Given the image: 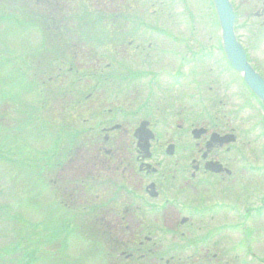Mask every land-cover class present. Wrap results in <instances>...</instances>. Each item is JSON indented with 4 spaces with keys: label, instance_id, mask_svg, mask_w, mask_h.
Returning <instances> with one entry per match:
<instances>
[{
    "label": "flooded vegetation",
    "instance_id": "flooded-vegetation-1",
    "mask_svg": "<svg viewBox=\"0 0 264 264\" xmlns=\"http://www.w3.org/2000/svg\"><path fill=\"white\" fill-rule=\"evenodd\" d=\"M248 6V10L254 9L246 15L248 20L254 19V23L247 24L248 29L251 26L258 27L257 23L264 29V0H248ZM212 46L207 56L202 57L206 58L208 72H200L203 68H199L202 70L193 72L190 80L186 77V82L180 73L179 84L175 86L169 73L165 88H159V80L148 83L151 101H154L156 109L158 102L162 100L166 102L164 119L167 127L166 141L167 145H175L174 155L165 169L153 171L149 165H154V155L147 163L142 162L139 152H135L139 171L144 170L145 176L133 186L135 193L139 194L140 190L147 188L148 183H154L155 187L151 188V192L157 194L153 199L159 198L160 201L166 197H171L170 199L174 201H185L190 196L196 200L197 197V201L201 200L202 203L199 211H206L208 214L199 218L195 216L197 223L188 217V221L181 223L180 228L173 225L172 220L160 228L164 231L153 229L145 233L141 229V222L136 223L133 220V225L129 226V229L136 231L131 235L132 238L137 240L148 238L154 245H157L155 240L167 237L171 239L189 237L190 246L193 248V253L190 254L192 264H264V118L260 125L243 118L238 121L235 103L247 107L246 111L264 108L246 87L241 74L231 67L221 45L212 43ZM247 50L251 61L255 63L248 46ZM201 62L204 63V60ZM262 74L264 76V72ZM146 75L141 73L137 79H142ZM143 90L142 85L136 89L138 106L142 102ZM262 112L264 113V110ZM238 133L242 135L238 136ZM255 158L261 161L260 169L252 163L251 159ZM156 164L161 165L159 162ZM238 164H247L249 167H238ZM189 166L192 169L191 177L192 175L194 177L191 181L188 177ZM211 169L222 172L214 173ZM109 177L105 176L106 183L100 188L103 193L112 194L116 184H110ZM238 182H241V187H246L239 188L241 192L246 191L251 197L260 195L257 199L247 202L249 210L242 225H239V217L236 214V205L240 201L234 199L237 186L240 184ZM82 186L85 189L89 184ZM163 201H169V198ZM176 212L174 210L166 212L163 222L166 218L175 216L179 219L181 212L180 210ZM255 213H259V216H255ZM102 214V210L96 211L97 221L103 220ZM196 224L199 226L196 230L200 233L195 241L193 231ZM167 225L170 231H166ZM182 227L189 229L184 231ZM256 236L263 239L260 257L252 250V240ZM199 241L201 245L198 244ZM239 243L244 244L238 250ZM165 264L191 263L183 261L180 257L175 259V255H172Z\"/></svg>",
    "mask_w": 264,
    "mask_h": 264
},
{
    "label": "rangeland",
    "instance_id": "rangeland-1",
    "mask_svg": "<svg viewBox=\"0 0 264 264\" xmlns=\"http://www.w3.org/2000/svg\"><path fill=\"white\" fill-rule=\"evenodd\" d=\"M25 1V0H24ZM34 1V0H31ZM74 0V4H75ZM241 2L242 8L244 7L245 12L248 11L249 6L248 4V0H239ZM190 4L193 5L194 8H200L202 6L203 3H205V7L208 6V3L206 0H189ZM237 2V1H236ZM31 4V3H30ZM72 4V5H74ZM246 4V5H245ZM71 5V6H72ZM150 6V8H146V6L144 7V9H146V11L143 12L142 17L143 19H148L151 20V17H148L149 15V11L148 10H153L154 6L152 5V1L148 0V4ZM245 5V6H244ZM114 7H117V3L114 2ZM75 7V5H74ZM157 9V19H153L151 20L149 23L154 24V22L157 23V26L161 27L165 25V21L167 22V24H170V27L174 30L179 29V24L180 21L179 20H185L188 19V10L185 11V14L180 16L177 15L176 18H179V20H177L174 24L173 21H170L171 19H169V12L170 9L166 10V6H161L160 4H157L155 6ZM108 8H113V7H108ZM254 9H249V12L253 11ZM205 14V10L204 13H201V18L202 20L198 23V33H197V41H200L203 45H206L207 43H219V30L217 29V26H212L213 23V17L211 14H207L205 15V17H203ZM240 19H239V24H238V33L240 35V37L242 38L243 42L249 47V51H250V55L252 57V59L254 60V62L256 63V66H258V68L264 72V29H260V27H256V26H251L247 27V24H249V22H253L254 23V19L253 18H249V20L246 18V14H244L242 11H240ZM18 15V13H17ZM151 16V15H150ZM190 22L193 21H185V24L188 25V28H190ZM0 24H4V23H0ZM15 24V25H14ZM14 24L11 22V33H8V38H7V44L8 47L12 50L8 51L7 53H2L0 54V59H3L6 61L5 66H3L2 71H0V77L3 79V83H0V91H4L7 90L6 92L8 93L9 96H12V94L14 93H24L26 92L25 89H23V84L26 85L27 82H35L36 79H33V73H31L30 75L32 76L31 78L27 77V74L25 76H23L22 71L25 70L26 72L28 71V66L25 65V63L21 60V57H24L28 59L33 58L32 56H30L31 54V50L33 49H38L39 46H41V40L43 38V34L41 30H33V28H27L26 26L20 24L19 22H17V20L14 21ZM260 24V23H259ZM6 26V24H4V27ZM3 25H0V28H2ZM3 27V28H4ZM185 29V27L183 28ZM183 29L180 30V32L183 31ZM260 29V30H259ZM257 32V34H256ZM185 36V32L182 33ZM187 36L190 38V32L189 29L187 31ZM67 40H62L60 43H65ZM162 40H160L158 43H161ZM193 43V42H191ZM71 47V52H70V56L71 57H75V61L74 63L78 64L79 66H83V68H85V63H84V59H86L85 57V47L86 46H81L79 50H77V48L74 46L72 48V45H70ZM112 50V48H111ZM75 51V54H74ZM75 55V56H74ZM13 60V62H12ZM91 60V59H89ZM17 62L15 65L13 63ZM90 62V61H89ZM3 64V62L1 63V65ZM0 65V66H1ZM206 69H208V66L204 65ZM66 67V66H64ZM63 67V68H64ZM21 68V69H20ZM88 70V69H87ZM24 73V72H23ZM25 74V73H24ZM31 80V81H30ZM118 85V82L117 84ZM32 88L34 89L33 92H26V96L23 98L24 101H28L30 100V96H31V100L35 101V98L38 96V91L37 88L35 87L34 84L31 83ZM47 87V86H46ZM59 87V86H58ZM11 88L13 89V92L11 90ZM15 89V90H14ZM110 91V89L108 90V92ZM107 92V93H108ZM102 94L100 93V95H97L95 97H93L94 99H96L95 101V105L92 108V113H91V119L94 121H98V127L101 128V125L104 124V121L106 120H111L114 117H111L109 114V109L112 107V105L105 103L103 106L101 104L102 101ZM93 99V100H94ZM2 103L5 105V101L3 100ZM56 107V108H55ZM48 114H47V119L49 120L50 123H52V128H51V133H49L51 136L56 132L58 133L59 125L60 124H56L54 123H60L62 122L65 118L66 121L68 120H72V118L74 117V113L66 110L63 111L62 108H57V106H53L50 103V107ZM17 109H20L19 107H17ZM15 109L13 110L14 113ZM42 113V112H41ZM15 114V113H14ZM14 120L17 119L20 121V118H13ZM9 120V119H8ZM8 120H5V123L8 124ZM100 124V122H102ZM43 122H45L44 119H41L40 125L43 126ZM62 126V125H61ZM1 127V126H0ZM49 129V128H47ZM47 129L43 126V128L39 129L42 130V132L44 133V131L47 134ZM163 129V128H162ZM12 131V127H10V134ZM66 129L63 131V133H61V135L63 134V136L67 135L66 134ZM43 133H39V135H43L41 136V138L37 139L36 136H27L24 139V142L26 144H28V147L25 149H21V147H19L23 152H17V154L20 156L18 159H24L26 161L27 164L29 165H33L35 163H37L38 161H44L43 164H45L50 157L54 156V148L57 146L56 142L53 141V137H47L45 134ZM68 133V132H67ZM127 137V136H126ZM261 137V136H260ZM20 141H22V138L18 141V143H20ZM129 143H130V139H129ZM161 144H163V142L161 141ZM11 146V145H9ZM64 147V146H63ZM61 146V148H63ZM87 147H88V151L91 150H95L96 147V143H91L90 144L87 142ZM59 149V147H58ZM66 148L64 147V150ZM60 152V149H59ZM0 155H3V163L0 162L2 165H0V189H6L8 190V185L5 183H1L2 180V176L4 177V173H6L8 176H10L12 179L14 180H18V181H25L27 183H35L37 185V189L35 188L34 190H32L31 195L34 194H38V200L36 203H30L27 206V209L25 208V206L23 205V207L21 205H17L14 204L13 206H19L22 207V216L28 218L29 220H34L35 222H41L40 220H35V218H39V217H44L45 215H47L53 207V202L55 204V207H60V202L61 200H59V194H60V190L57 189V192H55L56 188H54L53 185H51L50 182V178L47 177V175H52L50 173V168L46 167L45 169H43L41 175L44 177L43 181L42 179H40L39 177V172L33 171V172H28L27 167L24 165L23 162L17 160V162H15L11 169H9V165L10 164H6L9 163L10 161L8 160L9 158L7 157V155L2 154L0 152ZM9 157H13L11 154H8ZM89 156H93L92 154L89 153ZM88 156V157H89ZM58 157L60 158V156H56L55 159H53L54 162L58 161ZM86 159V158H85ZM159 159V158H158ZM157 159V160H158ZM90 160H92V158H90ZM253 160L252 163L255 164L256 166H260L261 165V161L257 160V158L255 159H251ZM97 161V160H96ZM159 162V161H158ZM240 164H238L237 166L239 167ZM83 166L84 167L83 169ZM90 166V167H88ZM69 167V166H68ZM80 169V173L81 174H87L86 171H89L90 168L92 169V165L88 162V160H84L82 162V165L79 166ZM78 170V165L74 166L73 168L71 167L67 172H65L67 175L73 176L71 173L74 172L76 174H79L77 172ZM85 171V172H84ZM80 175V174H79ZM52 177V176H51ZM240 184H238L237 189H239V186H241V182H238ZM4 186V187H3ZM63 186V185H62ZM15 189L12 188V191H14ZM237 198L238 200H243L244 197H241L242 193H237ZM196 195V194H194ZM260 195L258 196H253L251 197V199H257ZM88 197V198H87ZM28 195H25L22 197L23 200H27ZM82 198H87L88 200H91V197L88 195H84V197H82L81 194V199ZM198 198L196 197V203L199 206L201 204V200L197 201ZM244 200H248V196L245 197ZM62 205H64V202H61V207ZM243 205V201H240V206L237 208L236 210V214L237 216H239V221L238 223H240V219L242 216H244L245 211L247 210L246 207L242 206ZM74 206V203L71 204L69 203L68 208L66 209V205L65 207H63L65 210V215L67 216V213L69 212L70 208H72ZM80 207V210H87L90 209V206H85V205H78ZM113 206L115 205H111V207L113 208ZM238 206V205H237ZM18 212V211H17ZM3 212L1 211L0 214H2ZM156 214H158L156 211L154 212ZM58 214V213H57ZM111 214H109L108 216H110ZM31 216V217H29ZM153 218H156V216H154ZM33 221V222H34ZM56 221V220H55ZM113 221L116 224H119V220L117 219H113ZM7 222V219H5L4 217H0V232H2V229H8L7 226H4L3 224ZM111 222V221H110ZM242 223V222H241ZM200 225V224H199ZM55 226V225H53ZM52 226V227H53ZM202 226V225H200ZM199 226H195V231L193 233H196V229H198ZM41 232V228L36 231L33 230L29 233H26V235H28L29 239L32 238L33 235H37L38 233ZM3 233V232H2ZM200 233V232H199ZM197 232V234H199ZM43 235V234H41ZM240 235V234H239ZM12 236L9 233L7 235V237H3L2 239L0 238V242L4 243V242H9L11 240ZM33 238H38V247L36 250V260L35 263H40V264H76V262H74V260H78V264H108V259L106 260V258L103 259V262H101V260L99 259L100 262H94L92 263L91 261H93L95 259L94 255L90 256L88 254H91V249L82 247L83 246V240L79 237V235L70 234L69 230H66L64 233V236L62 237L61 240H54V242L49 241V239L47 238V236H44V240L41 237L35 236ZM28 239V242L25 243L24 245H22V252L24 253V251L26 250H30V251H34L35 248L33 247L37 242H30V240ZM125 239V238H124ZM263 239L260 236H256L255 242L257 241L258 243L262 244L261 241ZM47 242V243H46ZM263 245V244H262ZM121 250L120 251H126L127 253H133L135 247L134 243H133V239L132 241L130 240H123L121 243ZM97 248V247H96ZM257 251L261 252L262 251V246L260 245V247L255 248ZM80 254H83L80 256ZM261 256V253H260ZM22 255L20 254L18 256V258H21ZM122 257V256H121ZM134 256H132V258H130L131 260H125L124 258H120V264H128V262H131ZM99 258V257H98ZM61 259L62 263H60ZM96 260V259H95Z\"/></svg>",
    "mask_w": 264,
    "mask_h": 264
},
{
    "label": "trees",
    "instance_id": "trees-1",
    "mask_svg": "<svg viewBox=\"0 0 264 264\" xmlns=\"http://www.w3.org/2000/svg\"><path fill=\"white\" fill-rule=\"evenodd\" d=\"M11 0H5L4 3H0V21L5 20L6 18L10 19V18H17L19 19L22 23L27 24H36L39 26V22H38V18L35 15L29 14L30 18L28 20H26L25 18L16 15L14 13H8L7 12V7L8 4ZM14 1V0H13ZM86 5V4H85ZM16 9L17 11L19 9L16 8H12L10 10H14ZM90 10V11H89ZM92 11V7L89 5H86V13H84V16L89 18L90 16H87V14H89ZM32 12V11H31ZM36 14V13H34ZM100 15H105L104 13H101ZM45 18V20H44ZM43 18V27L47 28L50 24V19L46 16ZM7 19V20H8ZM5 20V21H7ZM40 21V20H39ZM3 22V21H2ZM0 22V23H2ZM112 24H114L116 22V17H114L113 15H109V21ZM2 25V24H0ZM87 30H83L82 32H85ZM6 32V31H5ZM4 35V30L1 31L0 28V38H2V36ZM6 39V38H5ZM4 39V40H5ZM112 42H114V40L112 39ZM49 55L46 56L45 58V62L42 60V57L39 56L38 59L39 61L36 62L34 61V63H36L38 65L39 68L41 69H37L33 71V76L35 77L36 75L39 76H43L44 74H46L48 71L47 69H51L53 66H51V64L53 63V61L51 59L53 58H60L61 57V51H54L53 49L49 52H47ZM34 64V65H36ZM33 70V69H32ZM35 72V74H34ZM57 101L58 103L61 102L64 104V106L68 105L71 100H68V95L66 94H62L61 92H57L54 90L53 86L51 85L49 87V89L46 91L45 97L43 95V102H51V101ZM48 112V109H45V113ZM12 181L16 184V186L18 188L21 189V181L20 183H18V180H14L12 179ZM20 198H21V193L19 192V190H17V188L11 193V200L13 202V205L19 204L20 203ZM9 198L7 197V199L3 202H5L6 204L1 205L3 202H0V212L2 211L3 213L0 214L1 217H9L7 222L4 223V226L8 227V222L11 221V223L9 224L10 226V232L12 235V238L9 242H4L1 243L0 242V264H30L35 262L36 260V250H37V245H38V241L36 238H33L35 236H38V234L33 235L31 239H29L28 235H26L27 232L29 231H33L36 230L38 231V225L37 224H28L25 223L24 219H23V210L21 207L19 206H13L10 208L9 203H12L11 200H8ZM18 211V212H17ZM48 226H50L48 224ZM51 227V226H50ZM57 228H63V222L60 223ZM1 230V228H0ZM6 230H4L5 232ZM54 231V229H53ZM49 236L52 238V228L50 230V234ZM3 237H5V234L0 233V238L2 239ZM28 239L30 240V242H37L33 247L35 248L34 251H30V250H26L24 251V253H21L22 250V245H24L25 243L28 242ZM22 255L21 258H18L19 255Z\"/></svg>",
    "mask_w": 264,
    "mask_h": 264
},
{
    "label": "water",
    "instance_id": "water-1",
    "mask_svg": "<svg viewBox=\"0 0 264 264\" xmlns=\"http://www.w3.org/2000/svg\"><path fill=\"white\" fill-rule=\"evenodd\" d=\"M222 30V43L230 62L240 72L243 73L244 79L253 89V91L263 100L264 102V79L253 69L247 60L246 52L243 46L240 44L236 32L235 23L236 15L234 7L230 0H213ZM141 132V139L146 143L142 146L149 149L147 131L144 126L138 131Z\"/></svg>",
    "mask_w": 264,
    "mask_h": 264
}]
</instances>
